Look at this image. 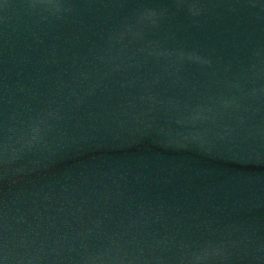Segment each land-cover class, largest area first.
Segmentation results:
<instances>
[{"label": "water", "instance_id": "water-1", "mask_svg": "<svg viewBox=\"0 0 264 264\" xmlns=\"http://www.w3.org/2000/svg\"><path fill=\"white\" fill-rule=\"evenodd\" d=\"M0 264H264V0H0Z\"/></svg>", "mask_w": 264, "mask_h": 264}]
</instances>
